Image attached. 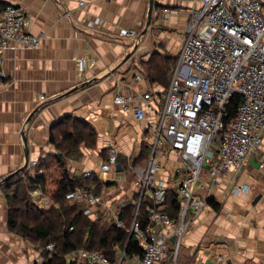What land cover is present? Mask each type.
Listing matches in <instances>:
<instances>
[{"label": "crops", "instance_id": "obj_1", "mask_svg": "<svg viewBox=\"0 0 264 264\" xmlns=\"http://www.w3.org/2000/svg\"><path fill=\"white\" fill-rule=\"evenodd\" d=\"M153 1L151 22L140 37L149 0H0V6L23 9L29 18L27 31L40 38L36 49L11 43L3 53L0 264L43 263L41 248L8 231L3 187L27 163L46 161L50 171L56 168L58 152L50 144V133L64 117L86 123L96 134L93 149L82 146L79 159L65 161L69 178L89 172L100 184H108L99 194L101 205L91 208L89 218L109 219L110 227L121 209L134 204L140 187L134 170H144L151 157L150 141L144 136L159 120L160 96L167 90L171 74L166 87L151 85L145 65L154 56L178 59L190 11L201 7L199 0ZM163 10L169 14L163 16ZM131 30L135 37H120L121 31ZM135 76L142 79L135 81ZM147 92L155 110L145 111L143 122L113 103L116 93L140 99ZM110 148L117 151L116 167L102 173ZM143 151L146 157L141 160ZM259 152L264 158V133ZM154 160L160 164L154 183L165 188L168 198L185 173L174 152L157 153ZM258 165V159L250 158L241 167L235 182L249 190L239 195L231 193L229 177L220 176L217 186H210L202 174L208 184L206 203L198 215L188 213L176 261L169 264H211L220 254L225 260L219 264H264V167ZM170 211L165 199L169 217ZM153 229L158 236H168L169 244L174 243L167 227Z\"/></svg>", "mask_w": 264, "mask_h": 264}, {"label": "built area", "instance_id": "obj_2", "mask_svg": "<svg viewBox=\"0 0 264 264\" xmlns=\"http://www.w3.org/2000/svg\"><path fill=\"white\" fill-rule=\"evenodd\" d=\"M108 2L112 0H106ZM200 8L190 11L186 37L175 67L169 76V85L160 96L159 120L149 126L145 138L150 141V159L144 170L135 169L140 185L138 211L145 192L153 206L148 209V223L141 230L134 221V233L141 254L133 255L129 264H169L175 262L179 239L186 227L189 212L196 216L204 207L208 184L217 186L220 176L229 177L232 194L248 192L239 186L235 177L250 158L264 167L260 145L264 133V0H199ZM163 16L169 14L163 10ZM27 13L15 6L0 8V84L6 75L2 70L3 53L9 44L36 49L40 38L27 31ZM90 27V25H89ZM120 37H135L134 31H121ZM80 69L83 63L80 62ZM142 76H135V81ZM233 96L241 98L235 118L226 124L227 106ZM152 95L141 94L140 99L116 94L113 103L123 112L131 111L134 118L143 122L145 111L153 112ZM135 103V104H134ZM158 111V110H157ZM148 141V142H149ZM174 152L184 176L175 191L180 204L177 218L165 212L166 190L155 185L154 176L160 164L154 160L158 153L166 156ZM117 151L110 148L107 162L100 170L107 173L116 167ZM37 163L27 170L34 175ZM205 173L209 183L202 180ZM92 174L84 173V177ZM39 206L52 205L40 189L29 193ZM68 201L83 204L82 214H91L93 206L101 205V197L78 188L65 195ZM54 207H57L55 205ZM114 223L123 229L117 216ZM164 226L175 238L168 243V236H158L154 227ZM45 250L51 252L52 246ZM81 264H127L122 258L110 262L96 252L78 250L67 256ZM225 260L214 256L211 264ZM175 264V263H174Z\"/></svg>", "mask_w": 264, "mask_h": 264}, {"label": "trees", "instance_id": "obj_3", "mask_svg": "<svg viewBox=\"0 0 264 264\" xmlns=\"http://www.w3.org/2000/svg\"><path fill=\"white\" fill-rule=\"evenodd\" d=\"M5 7V6H0ZM177 58L152 57L145 65V75L148 82L166 87L168 74L176 64ZM241 104L239 96H233L227 106L226 124L231 122ZM55 130H58L55 132ZM96 134L86 123L72 117H64L50 133V144L61 157L55 159L56 168L50 171L47 162H38L35 175L30 176L26 169L7 179L3 193L7 203V228L10 233L28 240L33 246L42 249V264H81L76 260L66 261V257L78 250L96 252L104 255L110 262L116 263L123 254V262L129 264L133 255L141 254L134 233L130 235L133 221L143 229L148 223V209L153 206L151 200L144 196L137 214L135 202L128 204L119 212L118 219L124 228H118L115 223L108 229L103 226L101 218L92 221L89 216L82 214L84 205L68 201L65 195L83 188L99 195L108 184H100L95 176L87 178L66 177L65 161L77 160L82 156L81 147L93 149ZM147 148V147H146ZM145 148V149H146ZM149 152V150H148ZM143 151L141 160L145 159ZM148 156V155H147ZM41 171V172H39ZM59 172L58 177L52 178L53 173ZM25 177H21L24 176ZM34 189H40L45 197L53 204L48 208H40L29 196ZM139 196V195H136ZM135 196L133 198V201ZM170 208V218H177L180 207L173 191L165 198ZM216 209L217 206H214ZM168 215V214H167ZM52 246L48 252L46 246Z\"/></svg>", "mask_w": 264, "mask_h": 264}, {"label": "rangeland", "instance_id": "obj_4", "mask_svg": "<svg viewBox=\"0 0 264 264\" xmlns=\"http://www.w3.org/2000/svg\"><path fill=\"white\" fill-rule=\"evenodd\" d=\"M107 2H108V1H107ZM80 5H82V4H80ZM88 27H89V26H88ZM89 28H90V27H89ZM143 29H144V28H143ZM170 73H171V72H170ZM5 80H6V79H5ZM4 82H5V81H4ZM2 84H3V83H2ZM116 94H120V93H116ZM116 94H115V95H116ZM36 163H37V166H38V162H36ZM29 165H30V163H27L26 166L24 167V169H26V171L28 172V175L33 174V173H30L29 170H27V168H28ZM37 166H36V168H37ZM36 168H35V169H36ZM24 169H23V170H24ZM35 169L33 170V172H35ZM23 170H22V171H23ZM54 170H55V169H54ZM54 170H53V171H54ZM65 170H66V168H65ZM22 171H21V172H22ZM39 172H41V171H39ZM64 173H65V171H64ZM66 174H67V175H66ZM66 174H65L66 177H69L67 170H66ZM34 175H35V174H34ZM34 175H30V176H34ZM58 175H59V172H56L55 174L53 173V177H52V178L58 177ZM92 175H93V174H92ZM92 175H91V176H92ZM91 176H90V177H91ZM21 177H25V175H24V176H21ZM81 177H83V178H87V177H84L83 175H82ZM90 189H91V191H88V190H87V191H88L89 193L93 194V192H92V191H93V187H91ZM93 195H94V194H93ZM97 196H99V195H97ZM133 198H134V197H133ZM49 201H50V200H49ZM134 202H135V206L137 207V204H138V202H139V196H136V195H135ZM50 203H51L53 206L56 205V204H53L51 201H50ZM82 205H83V204H82ZM49 206H50V205H49ZM46 208H48V207H46ZM88 216L90 217V215H88ZM134 221H135V220H134ZM134 221H133V222H134ZM110 223H111V222L109 221V219H105V220L103 221L104 227H105L106 229L109 228ZM130 235H131V234H130ZM89 252H90V251H89Z\"/></svg>", "mask_w": 264, "mask_h": 264}, {"label": "water", "instance_id": "obj_5", "mask_svg": "<svg viewBox=\"0 0 264 264\" xmlns=\"http://www.w3.org/2000/svg\"><path fill=\"white\" fill-rule=\"evenodd\" d=\"M153 3H154L153 0H149V8H148V12H147L146 22H145L144 29L142 30V32L140 34V37L145 35L147 30H148V27H149V24H150L151 18H152V13H153ZM57 157H58L59 161L62 162L61 157H60L59 154L57 155ZM64 171H65V174H66V170H64ZM1 184H2V182H0V186H1ZM174 239H175L174 237L171 238V242H174Z\"/></svg>", "mask_w": 264, "mask_h": 264}]
</instances>
